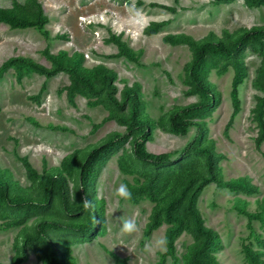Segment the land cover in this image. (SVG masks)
<instances>
[{
  "label": "rangeland",
  "instance_id": "374dc122",
  "mask_svg": "<svg viewBox=\"0 0 264 264\" xmlns=\"http://www.w3.org/2000/svg\"><path fill=\"white\" fill-rule=\"evenodd\" d=\"M16 9L24 12L26 21L40 17L47 20L44 26L38 23L26 28H11L0 21V169L18 189H26L33 197L40 192L28 177L24 157L39 174L65 161L71 171L65 177L72 192L81 188L79 172L87 153L112 134L124 135L126 128L114 119L106 104H93L99 97L90 91H85L86 96L76 93L70 99L65 90L72 81L70 72L59 71L48 77L30 62L51 69L55 66L52 57L68 60L81 53L84 67L113 70L117 98L127 87L137 92L139 115L150 129L146 150L171 154L173 167L185 159L181 153L198 131L190 125L184 133H173L169 115L174 107L200 101L201 97L187 93L191 86L186 70L191 56L188 45H170L165 36L186 33L195 39L225 40L244 27L264 26V7L244 0H0L1 15H11ZM152 21L167 24L147 35L144 29ZM111 35L124 42L137 62L118 55ZM253 46H243L230 60L209 56L200 70L215 99L211 109L196 118L204 124L199 145L213 147L222 156L217 169L223 180L246 177L257 188L231 191L211 182L198 193L195 204L202 226L217 236L212 247L217 264H249L243 244L260 249L264 259V243L257 241H264L263 226L248 214L261 211L260 202L264 200V141L256 145L255 119L260 103L264 119V64ZM233 59L246 72L238 84L229 63ZM9 60L14 62L3 69ZM195 159L203 161L204 154L198 152ZM121 161L130 173L122 172ZM149 169L134 158L129 141L91 168L88 189L100 212L97 229L91 235L69 231L53 234L66 247L70 260L75 264H116L117 256L120 264H193L188 258L190 246L202 234L182 229L173 236L171 252L168 246L164 252H146L145 244L154 236L166 238L170 224L162 223L147 233L154 203L143 195L137 201L114 196L120 183L136 186L142 181L141 174ZM12 211H7L8 215ZM122 215L135 216L138 234L120 233L118 217ZM39 216L34 210L24 223L10 227H5L9 217L0 218V264H12L23 235L33 231ZM17 264L42 263L29 251L27 260Z\"/></svg>",
  "mask_w": 264,
  "mask_h": 264
},
{
  "label": "trees",
  "instance_id": "16d2710c",
  "mask_svg": "<svg viewBox=\"0 0 264 264\" xmlns=\"http://www.w3.org/2000/svg\"><path fill=\"white\" fill-rule=\"evenodd\" d=\"M217 1L226 0H213V3ZM244 1L250 5L264 7V0ZM151 5L157 6V4ZM161 7L171 10L168 6ZM22 14L24 12L20 9L13 10L11 15L0 14V21L7 23L11 28H26L30 25H38V23L39 26H44L47 20L40 17L36 21H26L22 18ZM166 24L165 21H152L145 27L144 33L155 34ZM164 40L173 46L180 43L188 45L191 56L186 70L190 76L191 86L187 93H197L201 97L200 101L174 107L169 115V124L173 133H184L190 125L195 126L198 131L181 153L185 159L173 167H170L171 154H154L146 150L145 141L150 135V129L146 120L139 115L140 101L137 92L134 88L127 87L122 92V96L117 98L113 70L105 66H97L93 70L84 67L80 64L83 59L81 53H75L68 60H63L62 56L52 57L55 66L51 69L30 62L37 72L48 77L59 71L70 72L72 81L65 88L69 98L72 99L76 93L86 96L88 95L85 94L86 90L97 95L99 98L95 99L93 104H106L105 106L110 110L114 119L126 128V133L124 135L112 134L87 153L79 172L81 186L79 190L76 188L71 192L68 188L65 174L69 175L71 171L67 168L65 161L59 167L46 169L43 174H39L28 159L23 158L29 179L39 189L38 197H33L32 193L26 189H18L15 184L9 181L5 171L0 169V218L7 219L9 217L5 221V227L21 225L34 210L41 214L33 231H26L23 235L21 247L12 264L26 261L29 251L33 252L42 264H75L72 259L68 258L66 247H63L53 234L57 231H69L80 235L94 233L100 222V212L98 205L90 198L88 189L90 170L102 157L110 154L114 148L127 141L131 144L134 158L142 165L150 167L147 172L141 174L142 181L139 184L136 186L128 184L133 193L132 201H137L143 195L154 203L146 227L147 233L158 228L162 223L170 224L166 230L167 246L170 252L173 250V236L180 233L182 229H186L192 234H202L203 237L201 236L197 242L191 244L188 258L193 264H217L212 254V247L217 243V236L213 230L202 226L200 212L195 204L198 193L201 188L211 182L231 191L242 189L250 192L257 188L246 177L223 180L217 169L218 159L222 156L216 154L213 147L199 145L200 133L204 124L203 121L196 118L203 117L202 114L211 109L215 99L212 90L203 80L200 70L203 62L209 56L230 60L247 44L254 45L253 49L261 55V61L264 64V26L244 27L233 36H227L225 40L221 38L195 39L186 33L168 34ZM110 41L117 45L118 55L137 62V56L130 52L118 36L111 35ZM13 62L12 60L7 61L3 69ZM229 63L233 64L235 83L238 84L246 72L243 66L234 59ZM17 72V75L21 73L20 70ZM232 99L233 101L237 99V89L232 92ZM255 119L258 130L256 145L259 146L264 141L261 103L256 106ZM53 129H59V127H53ZM211 146H213V142H211ZM198 152L204 154L203 161L195 159ZM120 167L124 173L131 172L122 161ZM88 201H91L92 206H85ZM260 206L263 208L261 211L248 214L250 217L259 219L264 229V200L260 202ZM238 208L243 210L241 207ZM7 211H12V214L8 215ZM80 216H83V219L79 218ZM257 241L264 243L258 238ZM243 246L249 264H264L260 249H253L249 244H243ZM115 259L116 264H120L121 259L117 256Z\"/></svg>",
  "mask_w": 264,
  "mask_h": 264
},
{
  "label": "clouds",
  "instance_id": "9594fccd",
  "mask_svg": "<svg viewBox=\"0 0 264 264\" xmlns=\"http://www.w3.org/2000/svg\"><path fill=\"white\" fill-rule=\"evenodd\" d=\"M114 196L121 200L129 201L133 197L132 191L126 183H120L115 189ZM86 207L92 206L91 201L86 202ZM120 233L133 236L140 231L135 216H120ZM167 239L163 236H154L153 240L145 244V251L151 253L153 250L166 251Z\"/></svg>",
  "mask_w": 264,
  "mask_h": 264
}]
</instances>
